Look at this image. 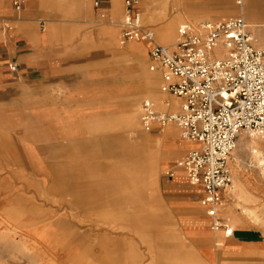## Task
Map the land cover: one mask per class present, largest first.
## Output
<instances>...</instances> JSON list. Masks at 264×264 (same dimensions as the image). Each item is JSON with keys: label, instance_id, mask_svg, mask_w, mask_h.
I'll return each instance as SVG.
<instances>
[{"label": "rangeland", "instance_id": "rangeland-1", "mask_svg": "<svg viewBox=\"0 0 264 264\" xmlns=\"http://www.w3.org/2000/svg\"><path fill=\"white\" fill-rule=\"evenodd\" d=\"M119 1L118 9L114 1L115 16L100 26L88 12L110 9V4L96 8L95 0L24 1V9L33 3L29 11L38 17L40 31H52L55 60L69 64L78 78L96 79L86 83L97 94L66 102L60 90L48 101L0 102V264H195L184 239L183 215L176 210L189 182L183 189L173 188L169 175L187 154L179 152L193 144L181 141L172 124L149 132L141 121L145 102L172 114L181 101L163 86L166 102L179 103L163 111L148 95V82L161 84L163 78L150 70L147 44H122L126 0ZM137 1L142 27L160 45L174 46L185 26L197 31L203 23L237 17L259 30L264 41V0ZM172 29L177 36L166 43L159 34ZM137 46L143 50L139 60L126 54ZM136 106L143 142L131 128ZM77 107L79 115L72 110ZM170 128L176 138L169 136ZM243 138L252 140L249 133ZM252 150L230 159L229 193L237 196L225 202L218 216L231 228L234 216H240L264 233V145L258 149L260 163ZM229 205L239 213L232 215ZM201 210L211 230L212 221Z\"/></svg>", "mask_w": 264, "mask_h": 264}, {"label": "built area", "instance_id": "built-area-1", "mask_svg": "<svg viewBox=\"0 0 264 264\" xmlns=\"http://www.w3.org/2000/svg\"><path fill=\"white\" fill-rule=\"evenodd\" d=\"M102 0H95L99 8ZM121 42L149 45L150 70L159 72L165 91L183 99L180 112L159 113L147 101L142 125L176 126L181 138L198 148L177 163L193 187H201V206L217 219L233 186L230 159L238 138L254 133L264 138V41L242 17L203 23L193 31L185 26L174 46L157 44L155 35L141 25L139 2L126 0ZM24 0L15 2L22 10ZM12 72L16 67H10ZM174 177L175 172H171ZM222 228L219 220L214 230ZM232 231L225 230L230 237Z\"/></svg>", "mask_w": 264, "mask_h": 264}, {"label": "crops", "instance_id": "crops-1", "mask_svg": "<svg viewBox=\"0 0 264 264\" xmlns=\"http://www.w3.org/2000/svg\"><path fill=\"white\" fill-rule=\"evenodd\" d=\"M16 1L0 0V102L9 104L48 101L59 94L60 90L65 95L66 102L93 99L97 93L92 92L89 88L90 84L87 83L96 79H89L87 82L85 78H78L69 64L62 65L55 60L52 54L54 49L52 31L50 29L40 31L37 25L38 17L29 11L33 3H29L26 9L23 6L22 10L18 11L14 8ZM101 4L102 6L110 4L111 8L88 12V18L97 26L101 25L103 19L115 16L112 13L114 0H102ZM121 14L116 17L120 18ZM257 31L259 30L255 29L254 33L258 37ZM147 47L149 57V45ZM10 67H16V71L12 72ZM178 100L181 101L179 112L184 100ZM68 107L71 108L70 105ZM77 108L72 110L79 115L81 110L80 107ZM12 112L15 116L16 111ZM68 115H70L69 112ZM67 133H69L68 130ZM180 139L188 142L183 140L181 135ZM191 144L193 147L189 151H181L179 154L187 152V156L189 152L198 148V145ZM174 172V177H170L172 179L170 186L178 189L185 188L188 180L185 173L177 166ZM189 186L187 193L179 194L181 204L176 210L183 215L184 239L189 241L193 249L191 253L193 262L195 264H264V233L240 216H234L235 225L231 228L224 223V220L219 219V216L213 219L207 215L212 221L210 230L209 221L201 217L202 206H199L204 197L203 189L190 184ZM191 188H196L197 193H192ZM236 196L235 193H227L226 202L232 201ZM233 208L228 207L232 210V215L239 213ZM217 220L222 224L219 232L213 229ZM226 228L233 231L230 237L225 236Z\"/></svg>", "mask_w": 264, "mask_h": 264}, {"label": "bare ground", "instance_id": "bare-ground-1", "mask_svg": "<svg viewBox=\"0 0 264 264\" xmlns=\"http://www.w3.org/2000/svg\"><path fill=\"white\" fill-rule=\"evenodd\" d=\"M115 3H116V9H118V6H119V3L120 1L119 0H114ZM240 3V2H239ZM238 3V4H239ZM159 4V3H158ZM157 4V5H158ZM242 4L241 6V9L244 13V4L243 3H240ZM161 6V5H160ZM241 11V13H242ZM243 16H246L245 14H243ZM179 22V21H178ZM250 25V24H249ZM251 27H253L252 25H250ZM254 28V27H253ZM255 29H253L254 31ZM177 32L178 31H175V29H172L171 31H162L161 34H159V36H161V38H163L165 40L166 43H170L171 40H173L176 36H177ZM171 44V43H170ZM173 46V45H171ZM170 47V46H169ZM126 54L128 56H131L133 58H136L137 60H139V56H141L143 54V50H142V47L141 46H137V47H133L131 48L130 50H128L126 52ZM158 76V75H157ZM155 77V76H154ZM146 78V77H145ZM143 79V77H142ZM150 80V79H149ZM154 80V79H153ZM149 81L148 82V95L152 98V100H154L156 102V105L157 107L160 109V110H168V109H176L178 106H179V103H170L168 104L166 102V99H165V95H164V89H163V86H164V82L162 81L161 84H159V81L155 80V81ZM161 80V79H160ZM163 80V79H162ZM146 88V89H147ZM161 89V92L159 91ZM137 97V96H136ZM138 99V98H137ZM129 101V100H128ZM137 101V100H136ZM132 102V101H131ZM132 104V103H131ZM135 104V103H134ZM138 104V103H137ZM133 109V108H132ZM139 112H140V107L139 106H136L134 109H133V112H132V115L130 117V122H131V128L133 129L134 132H136L137 134L139 133V122H138V116H139ZM177 113V112H176ZM164 114V113H163ZM174 114V113H172ZM130 128V129H131ZM131 131V130H130ZM168 134L170 137L172 138H176L177 137V132L175 131V129L173 128H170L168 129ZM245 133L241 134L240 137L238 138L237 140V143H236V148L232 154V156L235 154L236 156L240 155L241 153H243L244 151H250L252 149H255L257 150L255 153H252L253 157L259 161V156H258V149L260 147H262V145H264V142L263 141H259V137L254 134V133H249L250 136L252 137V140L250 142H247L244 140L243 138V135ZM139 135V141L140 142H143L141 139L143 138V135H141L140 133L138 134ZM138 140V139H137ZM176 141H179V139H176ZM244 152V153H245ZM252 152H254L252 150ZM262 153V152H261ZM239 159V158H238ZM260 161H261V157H260ZM259 161V163H260ZM185 176V175H184ZM236 188L239 189V192L241 194L245 193V190H244V186L241 184V183H236ZM196 190V188H194ZM194 192V191H193ZM229 193V192H228ZM17 247V246H16ZM24 249V248H23ZM21 251V250H20ZM25 253V252H24ZM16 256V255H14Z\"/></svg>", "mask_w": 264, "mask_h": 264}]
</instances>
